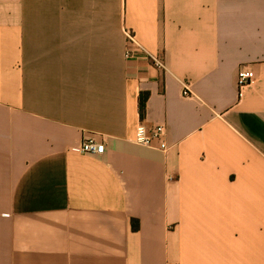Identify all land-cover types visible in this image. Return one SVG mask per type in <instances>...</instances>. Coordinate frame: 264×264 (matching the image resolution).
I'll return each instance as SVG.
<instances>
[{"label": "crops", "instance_id": "1", "mask_svg": "<svg viewBox=\"0 0 264 264\" xmlns=\"http://www.w3.org/2000/svg\"><path fill=\"white\" fill-rule=\"evenodd\" d=\"M0 264H264V0H0Z\"/></svg>", "mask_w": 264, "mask_h": 264}, {"label": "built area", "instance_id": "2", "mask_svg": "<svg viewBox=\"0 0 264 264\" xmlns=\"http://www.w3.org/2000/svg\"><path fill=\"white\" fill-rule=\"evenodd\" d=\"M123 34L125 37V49L124 57L126 59H139L143 58L147 60L152 66L157 69L166 70V63L164 56L159 52H152L148 50L136 37L135 33L128 29L123 28ZM256 77L254 70L243 65L238 69L237 72V87L238 93L241 94V90L248 86ZM184 96H190L189 89L185 88L183 92ZM167 130L164 125L156 124L147 126L142 121L138 123L135 130L134 142L136 144L156 148L162 151L168 149L166 141ZM79 149L83 153L87 154H102L105 149L103 141H97L94 138H85L81 141Z\"/></svg>", "mask_w": 264, "mask_h": 264}, {"label": "trees", "instance_id": "3", "mask_svg": "<svg viewBox=\"0 0 264 264\" xmlns=\"http://www.w3.org/2000/svg\"><path fill=\"white\" fill-rule=\"evenodd\" d=\"M147 94H142L139 100V112L141 116L145 114V102H146ZM132 229L136 230L139 227V222L137 219H132Z\"/></svg>", "mask_w": 264, "mask_h": 264}]
</instances>
